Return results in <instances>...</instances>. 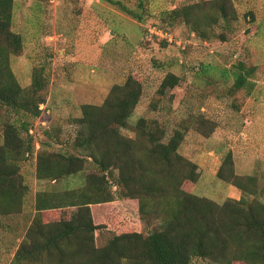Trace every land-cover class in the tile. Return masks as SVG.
<instances>
[{
  "label": "rangeland",
  "instance_id": "rangeland-1",
  "mask_svg": "<svg viewBox=\"0 0 264 264\" xmlns=\"http://www.w3.org/2000/svg\"><path fill=\"white\" fill-rule=\"evenodd\" d=\"M122 1L133 8L137 2ZM146 1L149 15L138 22L107 0H14L11 28L21 35L23 46L18 54H10V68L22 87L29 85L36 66L44 68L48 81L44 102L39 104L41 114L21 116L33 146L20 165L28 191L20 212L0 217V264L10 263L24 238L35 213L37 191L77 188L85 179L84 172L56 182L37 178L36 154L45 149L85 156L71 146L80 106L100 105L110 88L128 75L142 87L131 122L144 117L172 128L191 120L179 146L180 154L196 163L199 172L198 179L187 186L189 191L219 203L238 199L240 190L216 175L227 154L234 173L252 176L256 187L264 186V0H224L228 21L212 24L206 37L182 20L169 26L154 14L192 3L208 15L215 14L210 0ZM154 20L159 23L155 25ZM153 25L166 28L172 34L170 41L155 35ZM239 61L255 70L247 77L253 82L251 91L232 87V70ZM168 72L179 76V84L159 96L157 89ZM15 117L0 105V142L3 122ZM197 117L206 118L202 131L194 121ZM91 213L95 223L104 225L96 232L99 246L114 233H146L158 226L156 218L139 217L136 199L93 204ZM122 219L127 223H119L126 225L116 224ZM192 264L215 263L196 258Z\"/></svg>",
  "mask_w": 264,
  "mask_h": 264
},
{
  "label": "trees",
  "instance_id": "trees-1",
  "mask_svg": "<svg viewBox=\"0 0 264 264\" xmlns=\"http://www.w3.org/2000/svg\"><path fill=\"white\" fill-rule=\"evenodd\" d=\"M107 1L138 22L149 15L146 0H137L134 8L122 0ZM13 2L0 0V105L17 114L2 126L0 217L22 209L28 189L20 165L33 146L21 116L41 114L39 104L44 102L48 81L44 68L36 66L29 85L22 87L10 68V54H18L23 46L21 35L11 28ZM209 2L215 14L208 15L192 3L161 10L154 17L169 26L182 20L206 37L212 24L228 21L224 0ZM235 64L233 89L251 91L253 82L247 77L254 74L253 66L241 61ZM179 81L177 74L168 72L157 93L163 96ZM141 93L140 82L128 75L110 88L100 105L80 106L79 127L71 146L85 156L45 149L36 154L37 178L56 182L84 172L85 179L77 188L37 191L35 213L9 264H192L196 258L215 264H264V186L256 187L252 176L234 173L232 157L227 154L216 175L240 190L238 199L219 203L189 191L187 186L198 179L199 172L196 163L180 154L179 146L191 120L172 128L144 117L131 122ZM205 119H194L198 130L207 125ZM121 199H136L139 217L145 221L156 218L158 226L146 233H114L99 246L96 232L104 225L93 221L91 207ZM43 211L48 212L43 215ZM119 221L128 220H116V224L121 225Z\"/></svg>",
  "mask_w": 264,
  "mask_h": 264
},
{
  "label": "built area",
  "instance_id": "built-area-1",
  "mask_svg": "<svg viewBox=\"0 0 264 264\" xmlns=\"http://www.w3.org/2000/svg\"><path fill=\"white\" fill-rule=\"evenodd\" d=\"M150 28H152L151 31H152L155 35L159 36V37L162 38V39H166V40L170 41V39H171V35H172V34H171L169 31L163 30V29L158 28V27H156V26H151ZM149 30H150V29H149Z\"/></svg>",
  "mask_w": 264,
  "mask_h": 264
}]
</instances>
